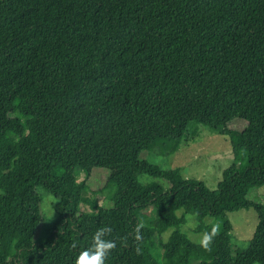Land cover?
<instances>
[{"label": "trees", "instance_id": "16d2710c", "mask_svg": "<svg viewBox=\"0 0 264 264\" xmlns=\"http://www.w3.org/2000/svg\"><path fill=\"white\" fill-rule=\"evenodd\" d=\"M0 24V264H74L105 226V264H264V203L248 197L264 185V0H0ZM198 124L229 128L243 153L217 189L144 158ZM94 169L109 170L101 191ZM40 186L57 217L36 241ZM180 208L195 232L221 218L210 251ZM250 208L258 223L234 257L228 213Z\"/></svg>", "mask_w": 264, "mask_h": 264}, {"label": "rangeland", "instance_id": "374dc122", "mask_svg": "<svg viewBox=\"0 0 264 264\" xmlns=\"http://www.w3.org/2000/svg\"><path fill=\"white\" fill-rule=\"evenodd\" d=\"M3 38L4 30L0 24V44ZM228 126L244 129L245 123L242 119L237 118L232 120ZM194 131H197V133L193 134ZM228 131L229 128L225 129V127L216 129L208 125L198 124L189 132V137L184 139L179 150L168 155L149 152L144 154V158L159 164L163 168L180 167L182 169V174L186 178L199 180L211 189H217L223 178L224 171L233 164L238 163L243 157V153L236 150L233 146L229 134H226ZM108 174L109 170L107 169H94L91 175L92 189L101 191V188L106 184ZM147 179H151V177L148 175L140 177L142 181ZM161 182L167 183L164 181ZM37 191L43 199L41 208L45 216V222L40 226L36 234V241H41L46 235L48 226L56 220L57 213L53 205V202H55L54 195L42 186L38 187ZM105 194L106 191L99 192L96 194V197L102 202ZM86 197H89V201L92 202L94 196L92 193H88ZM248 197L251 200L264 203V185L251 188ZM185 207L187 209L191 208L188 205H185ZM186 208L178 209L176 211L177 215L181 216L185 214ZM186 212L187 222L182 227V231L194 242H199L203 233L194 231V228L199 222L198 217L193 210H187ZM154 216L156 217L157 215L154 213ZM228 216L234 227L231 239L233 248L232 253L233 256L236 257L237 248L243 249L249 246L258 223V213L254 208H250L230 212ZM202 223L211 226H213L214 223L218 225L221 223V218L206 215ZM172 231V228L167 230L159 229L160 234L158 233V236H160L162 240L167 241ZM161 254L162 251L160 257Z\"/></svg>", "mask_w": 264, "mask_h": 264}, {"label": "clouds", "instance_id": "9594fccd", "mask_svg": "<svg viewBox=\"0 0 264 264\" xmlns=\"http://www.w3.org/2000/svg\"><path fill=\"white\" fill-rule=\"evenodd\" d=\"M143 227V224H138L135 232L139 233L140 228ZM112 233V228L102 227L99 228L92 237L91 246L86 250L81 251L76 257L74 264H105V260L112 250L116 248V243L114 240L105 239L106 236H109ZM219 233V225L212 227L211 232H204L201 239L199 240L200 246L206 250H211V245L213 243L214 237ZM139 235L136 236V239L139 240ZM77 245L74 242L72 248H76ZM139 251V249H137Z\"/></svg>", "mask_w": 264, "mask_h": 264}]
</instances>
